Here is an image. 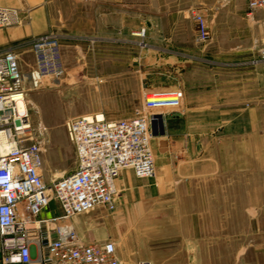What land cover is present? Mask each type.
Here are the masks:
<instances>
[{
	"label": "crops",
	"instance_id": "1",
	"mask_svg": "<svg viewBox=\"0 0 264 264\" xmlns=\"http://www.w3.org/2000/svg\"><path fill=\"white\" fill-rule=\"evenodd\" d=\"M0 7L18 10L24 18L20 27L0 30V51L18 47L23 74L34 65L25 45L34 38L52 35L59 40L55 30L84 23L86 30H100V37H91L92 44L123 45L125 30L144 27L154 74L168 64L167 72L196 79L189 84L200 88V99L192 103L180 96L181 107L150 111L163 120L165 132L150 141L155 179L138 180L131 171H121L113 211L96 208L69 221L82 245L111 242L117 252L122 244L131 246L133 239L148 236L162 217H193L181 209L193 196L182 198L181 191L198 190L200 181L232 176L238 169L264 191V67L257 56L206 58L195 42L181 36L182 25L191 24L192 13L200 12V0H0ZM263 21V12L253 14L247 43L237 50L257 54ZM29 54V62H22ZM166 93L183 95L184 90ZM257 204L264 206V201ZM41 215L61 217L54 203Z\"/></svg>",
	"mask_w": 264,
	"mask_h": 264
},
{
	"label": "rangeland",
	"instance_id": "2",
	"mask_svg": "<svg viewBox=\"0 0 264 264\" xmlns=\"http://www.w3.org/2000/svg\"><path fill=\"white\" fill-rule=\"evenodd\" d=\"M200 13L208 28L207 44L196 42L193 22L183 24L180 31L183 38L195 42L199 54L232 61L256 56V52L237 50L247 43L251 24L244 0H200ZM142 29L143 38L139 36ZM54 33L60 35L64 75L44 79L35 90L24 84L29 130L24 133L23 145L40 148L41 177L46 186L75 168V154L65 132L67 121L102 114L112 122L138 111L150 115L152 110L170 108H152L156 100L165 104L176 99L181 107L180 96L189 103L200 99V88L189 84L196 79H181L180 73L167 72L168 64L158 66V74H154L144 27L125 30L123 45L92 44L91 37H100V30H86L84 23ZM30 55H23L22 62H29ZM173 89L184 93H166ZM242 170L200 181L198 190H182V198L186 193L193 198L181 209L193 217H162V223L151 227L148 236L133 239L131 246L118 247L120 264H264V206L257 204L264 201V191L256 188L259 183L255 180H246ZM251 185L253 188H246ZM41 214L38 220L51 218Z\"/></svg>",
	"mask_w": 264,
	"mask_h": 264
},
{
	"label": "built area",
	"instance_id": "3",
	"mask_svg": "<svg viewBox=\"0 0 264 264\" xmlns=\"http://www.w3.org/2000/svg\"><path fill=\"white\" fill-rule=\"evenodd\" d=\"M246 17L264 13V0H245ZM196 42L209 41L200 12L192 13ZM18 10L0 7V30L19 27ZM263 37L257 62L264 63ZM144 37V30L140 32ZM33 68L20 71L18 47L0 51V264H120L111 242L82 245L69 221L96 208L114 210L116 180L129 170L138 180L156 177L150 141L164 136L163 120L145 112L112 122L102 114L80 116L65 124L75 154L74 170L46 186L41 177L42 157L38 145H23L29 126L24 84L38 89L44 79H60L65 72L57 37L46 35L28 41ZM171 103L152 108L173 107ZM153 105V102L150 101ZM55 203L61 217L39 219ZM137 264H150L141 261Z\"/></svg>",
	"mask_w": 264,
	"mask_h": 264
},
{
	"label": "bare ground",
	"instance_id": "4",
	"mask_svg": "<svg viewBox=\"0 0 264 264\" xmlns=\"http://www.w3.org/2000/svg\"><path fill=\"white\" fill-rule=\"evenodd\" d=\"M26 130H29V126H28V127H26ZM0 140H1V138H0Z\"/></svg>",
	"mask_w": 264,
	"mask_h": 264
}]
</instances>
